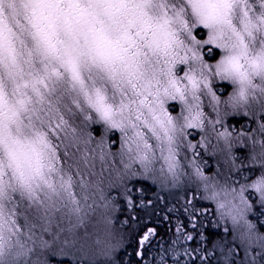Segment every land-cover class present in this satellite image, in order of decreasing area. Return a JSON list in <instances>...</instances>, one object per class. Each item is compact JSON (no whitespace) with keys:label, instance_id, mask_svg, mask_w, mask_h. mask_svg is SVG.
Listing matches in <instances>:
<instances>
[{"label":"snow or ice","instance_id":"snow-or-ice-1","mask_svg":"<svg viewBox=\"0 0 264 264\" xmlns=\"http://www.w3.org/2000/svg\"><path fill=\"white\" fill-rule=\"evenodd\" d=\"M132 180L177 198L135 264H264V0H0V264H116Z\"/></svg>","mask_w":264,"mask_h":264},{"label":"rangeland","instance_id":"rangeland-1","mask_svg":"<svg viewBox=\"0 0 264 264\" xmlns=\"http://www.w3.org/2000/svg\"><path fill=\"white\" fill-rule=\"evenodd\" d=\"M230 90V89H229ZM232 119V123H233V125L236 127V128H242V127H244L246 124H248L249 123V121H248V118H246V117H242V116H238V117H235V118H231ZM99 125H93L92 126V129H94L95 131H93V135L94 136H96L97 138H98V131H99ZM118 137H119V133L117 132L116 134H115V138H113V137H109L108 139H109V141L110 142H113V143H117V144H119V139H118ZM216 156L217 155H215V156H209L208 158H207V160H208V163H209V165L211 166V167H213V168H216V171H219V172H221V173H223V171L225 172V173H227L225 170H227V171H229V164L228 165H226V164H223V163H221V164H219L218 165V163H217V158H216ZM216 171H214L213 170V172H216ZM130 185V187H131V189H132V192H133V190H135L136 192H137V190H138V188H137V186H134V185H131V184H129ZM154 186H157V185H155V184H153ZM158 187V186H157ZM159 188V187H158ZM145 190V189H144ZM130 194V193H129ZM111 195L113 196V197H116V195H121V194H119L116 190H111ZM118 199V208H119V210L114 214V217H113V224H112V226H111V230H112V232L115 230V229H117V230H119V228H118V223H117V221H120V217L123 215V212L124 211H126L125 210V208L122 206V201L120 200V199H124V197H123V195H121V198H117ZM151 201H152V205H150L149 206V211H146V212H144L146 215H148V214H150V213H159L161 210H162V206H164V204L160 201V200H158L157 199V195H155V197L154 198H152V199H150ZM169 202L171 203V200H169ZM173 204H176V202H173ZM140 211H141V209H140ZM140 211H138L137 212V218L139 219V215H138V213H140ZM144 213H142V214H144ZM121 215V216H120ZM141 216H143V215H141ZM138 219H136L135 221H138ZM254 219H257V220H264V217H262V216H260V214H259V212H257L256 213V215H255V217H254ZM168 221H165V223H163L162 224V229H158L157 228V230H158V232L160 233V234H163V233H168L169 234V232H167L168 231V228H167V223ZM185 222H186V220H185ZM176 223V222H175ZM205 223L207 224V221H205ZM146 224H149V225H147V226H152L153 225V223H152V221H146ZM176 225V224H175ZM123 230V231H122ZM128 230H130V229H128V228H123V229H121V230H119L117 233H120V231L122 232V233H130ZM212 231H217V230H212ZM133 232H135V229L133 230ZM171 233H172V231H170ZM218 233L219 234H222V231H221V229H218ZM140 234H141V232H140ZM140 234L138 235V236H134V235H132V236H134L133 238H135V239H139V236H140ZM172 235H173V233H172ZM114 236H115V234H114ZM119 236H120V234H119ZM116 238H114V239H117L116 241H113L114 243L115 242H117V241H119V246H118V248H117V251L118 250H120V249H122V247H123V245H125L126 243H128V241H129V238L130 237H127L126 239H124L123 241H121V239L119 238V237H117V236H115ZM48 237L46 236L45 237V239H47ZM116 251V252H117ZM75 256H80V257H78L76 260H71V259H66V257L65 256H61V257H57V261L58 262H61V263H63V262H73V263H79L80 261H82L83 259L82 258H84L83 256H82V254L81 253H79V252H77L76 250H75V254H74ZM50 259H53V258H55V257H49Z\"/></svg>","mask_w":264,"mask_h":264},{"label":"trees","instance_id":"trees-1","mask_svg":"<svg viewBox=\"0 0 264 264\" xmlns=\"http://www.w3.org/2000/svg\"><path fill=\"white\" fill-rule=\"evenodd\" d=\"M140 187H144V185H139ZM176 205V204H175ZM123 206V205H122ZM143 211H140V213H138V215L140 216L138 221H134L131 216L132 215H135L137 216V214H135L136 212H132V213H128V215H126L127 211L126 212H123V215L119 218L120 221H117L118 223V228L119 229H123V228H128L130 230H128L130 233H122L120 231V233H117L119 230L115 229L113 231V234H115V236L119 237L121 239V241H123L124 239H126L127 237H130L129 238V241L128 243H126L125 245H123L122 249L118 250V253L122 256V264H133L132 262L136 260V257L134 255V252H133V243L134 242H137V239L133 238L134 236H138L140 234V232H142L145 228V226L149 225V224H146V221H152L153 223V227H156L158 229H162V224L165 223V221H168L166 224H167V228H168V231L169 234L168 236H172V233L170 232V228H174L175 227V222H177L176 218L175 219H166V220H161L160 218L161 217H165V216H162V215H158L157 213H150L148 215H146L144 212L146 211H149V207L148 208H144L142 209ZM144 213V214H142ZM143 215V216H141ZM182 220H186L185 217H182L181 218ZM128 223V225L126 226L125 224ZM135 229V232H133V230ZM212 230H217V231H212ZM123 231V230H122ZM206 233L207 232H211V233H214V234H219L218 233V229L217 228H213L211 226H209L208 228H206L204 230ZM120 234V236H119ZM134 235V236H132ZM114 236V238H116ZM117 239H114L113 241H116ZM195 243V242H193ZM131 245V247L129 246ZM126 253V254H125ZM75 250L72 249V250H66L65 251V254L62 255V256H65L66 259H71V260H76L78 257L80 256H75ZM61 257V256H59ZM84 260V258H82ZM99 259L101 258H97V260L99 261ZM50 260V258H49ZM66 262V261H65ZM61 263V262H60ZM54 264V263H53ZM56 264H59V263H56ZM62 264V263H61ZM67 264H77V263H73V262H67ZM79 264H81V261L79 262Z\"/></svg>","mask_w":264,"mask_h":264},{"label":"bare ground","instance_id":"bare-ground-1","mask_svg":"<svg viewBox=\"0 0 264 264\" xmlns=\"http://www.w3.org/2000/svg\"><path fill=\"white\" fill-rule=\"evenodd\" d=\"M216 158H217V160L218 161H220L221 163H223V164H226V165H228L229 164V162H228V160H227V158L226 157H224V156H216ZM229 168V167H228ZM176 205L175 204H172V203H164V206H162V210L159 212V213H157L158 215H162V216H171V218L172 219H175L176 218V216H177V214L175 213V212H173V213H171V214H169V212H168V208H170V207H175ZM182 218V217H181ZM254 218V217H253ZM164 234V233H163ZM167 235H168V233H167ZM189 244H193L194 245V243L193 242H189ZM130 247H131V245H129ZM135 249H136V242H134L133 243V252H135ZM122 256L118 253V251L114 254V257H113V259L115 260V262H116V264H121V261H122ZM50 263H54V264H56V263H60V262H57L56 260H54V259H50ZM64 263V262H63ZM133 264H135V261H133L132 262ZM61 264V263H60ZM77 264H79V263H77Z\"/></svg>","mask_w":264,"mask_h":264},{"label":"flooded vegetation","instance_id":"flooded-vegetation-1","mask_svg":"<svg viewBox=\"0 0 264 264\" xmlns=\"http://www.w3.org/2000/svg\"><path fill=\"white\" fill-rule=\"evenodd\" d=\"M238 128H239V127H238ZM152 187H153V193L155 194V193L159 190V188H158L157 186H152ZM131 197L133 198L134 203L137 202V201H139L138 198L135 199L133 196H131ZM121 201H122V205H123V207H124L126 210H130V209L127 208L125 202H124L123 200H121ZM139 207H140V206H139V204L137 203L136 207L132 208L131 210L134 211V212H138V211H140ZM53 259H54V258H53ZM54 260H56V259H54ZM56 261H57V260H56ZM50 264H53V263H50ZM62 264H67V262H64V263H62Z\"/></svg>","mask_w":264,"mask_h":264}]
</instances>
